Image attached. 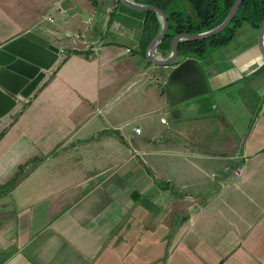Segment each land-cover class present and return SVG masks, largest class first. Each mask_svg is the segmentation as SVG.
Wrapping results in <instances>:
<instances>
[{
	"label": "crops",
	"instance_id": "0c3cea01",
	"mask_svg": "<svg viewBox=\"0 0 264 264\" xmlns=\"http://www.w3.org/2000/svg\"><path fill=\"white\" fill-rule=\"evenodd\" d=\"M145 21L118 0H0V48L33 33L62 53L0 117V264H264L259 31L200 61L209 92L178 118Z\"/></svg>",
	"mask_w": 264,
	"mask_h": 264
},
{
	"label": "water",
	"instance_id": "95a60500",
	"mask_svg": "<svg viewBox=\"0 0 264 264\" xmlns=\"http://www.w3.org/2000/svg\"><path fill=\"white\" fill-rule=\"evenodd\" d=\"M244 0H236L228 17L216 28L201 34H178L171 43L167 57L158 55L160 44L168 35L169 18L165 11L155 6L136 3L135 0H118L125 6L140 12L157 14L161 29L147 48V60L165 70L167 83H161L174 117H180V105L209 92L202 64L197 59L178 63L179 45L183 41L206 40L223 32L236 16ZM259 46L264 55V22L259 30ZM61 50L33 33L0 48V117L10 114L19 101L29 98L43 83L47 74L61 57Z\"/></svg>",
	"mask_w": 264,
	"mask_h": 264
},
{
	"label": "trees",
	"instance_id": "16d2710c",
	"mask_svg": "<svg viewBox=\"0 0 264 264\" xmlns=\"http://www.w3.org/2000/svg\"><path fill=\"white\" fill-rule=\"evenodd\" d=\"M135 2L159 7L167 13L168 35L159 46L160 52L167 55L171 51V43L176 35H196L216 28L228 17L236 0H135ZM188 6L196 14V19L187 12ZM145 15L142 40L147 49L161 26L156 13L147 12ZM263 22L264 0H244L236 16L223 32L206 40L181 42L178 48L179 58L202 61L213 52L211 48L216 49L230 43L243 23H249L259 31Z\"/></svg>",
	"mask_w": 264,
	"mask_h": 264
},
{
	"label": "rangeland",
	"instance_id": "374dc122",
	"mask_svg": "<svg viewBox=\"0 0 264 264\" xmlns=\"http://www.w3.org/2000/svg\"><path fill=\"white\" fill-rule=\"evenodd\" d=\"M187 12L188 13H190V15L193 17V18H197L196 17V14L191 10V8H189V6H188V10H187ZM157 20H158V23L160 24V26H161V23H160V20H159V18H157ZM160 29H161V27H160ZM160 31V30H159ZM211 50L213 51L214 50V48H211ZM158 55H161V56H163L162 55V53L160 52V50H158ZM171 52V51H170ZM170 52L168 53V55L170 54ZM168 55H164L163 57H167ZM192 59H194V58H192ZM206 97V95L205 96H202V97H199V98H195V99H192V100H196V99H200V98H205Z\"/></svg>",
	"mask_w": 264,
	"mask_h": 264
},
{
	"label": "built area",
	"instance_id": "2783aa9c",
	"mask_svg": "<svg viewBox=\"0 0 264 264\" xmlns=\"http://www.w3.org/2000/svg\"><path fill=\"white\" fill-rule=\"evenodd\" d=\"M48 19L52 20V17H49ZM135 131H136V133H140L141 130L139 128H137Z\"/></svg>",
	"mask_w": 264,
	"mask_h": 264
}]
</instances>
